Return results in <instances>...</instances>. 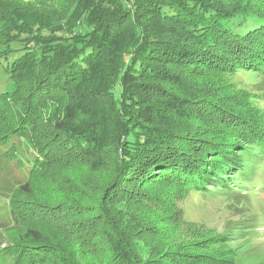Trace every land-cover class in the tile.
<instances>
[{
	"label": "trees",
	"instance_id": "obj_1",
	"mask_svg": "<svg viewBox=\"0 0 264 264\" xmlns=\"http://www.w3.org/2000/svg\"><path fill=\"white\" fill-rule=\"evenodd\" d=\"M151 1L159 5V18L173 26L188 29L191 33L188 36L198 38L199 42L196 45H181V54L166 58L161 52H153L165 49V46L157 47L147 36L141 47L119 52L123 71L115 99L118 101L128 96L125 103L132 108L131 120L138 126L127 124L126 131L122 133L118 122L124 124L122 120L128 122L130 118H123L122 114L117 116L115 148L112 147L104 159L100 153H90L84 146L74 143L68 130L70 122L77 120V106L70 102L77 100H71L75 91L69 87L66 92L64 87L67 99L63 102L58 101L57 94H61L63 85L67 86L70 80H75L76 75L88 72L87 67L94 58V44L105 47L106 43H100V39L119 37L121 21L124 18L134 20V9H141L145 3L134 7L133 0L132 3L130 0H107L104 12L96 16L98 19L95 20V10L90 9L86 23L81 25L58 23L48 26L49 23L36 19L25 29L12 31L14 39L28 32L46 36L52 40L48 46L52 49L46 60H42V50L37 49L24 51L15 57L7 73L15 85L17 98L0 93V168L6 171L7 165L14 164L21 176L15 179L16 183L13 182L9 196L2 198L8 205L4 214L11 228L19 231L20 236L25 230L23 236L34 244L13 250L9 247L0 249V264H48L43 250L35 246L43 242V237L38 236L36 228L27 225L25 215L14 209L12 202L20 196L41 197L37 193L42 192L45 186L42 183L54 189L60 202L59 208L68 207L73 211L82 205L90 206L84 209L85 216L83 213L69 215L76 222L71 221L67 226L55 223L53 233L45 232L55 241L57 238L59 243V246L46 248L51 249L49 256L53 263L50 264H76L72 260V247L62 245L64 235L61 227H64V234L72 242L74 251L77 248L83 256H92L90 253L96 247L105 251L100 258L90 260L89 264H168L172 256L169 260L167 257L173 249L168 246L161 251L158 245L148 241L142 242L154 254L148 259L142 258L143 253L139 252L134 238L141 237V227L153 222V219L150 212H135L132 203L137 204L139 200L149 198L153 190L157 192L158 187L166 186L186 190L188 194L192 192L211 197L219 191L213 189V185H220L222 194L233 191L230 184L242 190L255 187L256 192L264 191V183L254 179L250 171L253 164L264 159V126L259 130L261 134L257 136L261 139L258 140L249 136V127L239 129L230 123L227 127L229 131L238 137L239 132L247 136L229 148L227 156L230 160H225L222 167L214 169L210 163L205 165L200 162L202 156L194 158L192 154L189 157V153L193 151L196 154L200 145L190 149L195 141L201 143L205 142V137L208 138L210 129L197 125L199 121L204 122L208 118L210 124L219 121L218 125H221V122L224 124L226 119H231L217 109L218 105L200 103L201 109H197V98L193 97V92L185 96L184 100L188 99L185 103L176 102L173 105L169 102V105L162 106L149 101L146 104L137 103L128 94V90L142 87L144 77L157 75L153 68L165 61L164 58L173 63L186 64L187 61H202L203 58L199 57L215 54L208 60L217 64H233L235 68L259 69L260 73H264V23L256 22L259 20L255 16L259 13L258 9L250 0H148L147 4ZM24 25L23 20H17V26ZM200 46L203 54H200ZM157 90L160 91L159 88ZM52 106L62 109L66 118L60 122L54 116L43 115L44 109ZM214 138L215 144L221 140L217 135ZM23 142L29 148H24ZM93 160L96 161L92 166L90 162ZM92 178H96L97 182H92ZM86 190L92 191L90 197L81 196ZM70 200L79 202V206H68ZM236 233L234 236L252 234L251 231ZM223 238H227L225 234L217 237L220 240ZM77 260L81 262L79 257Z\"/></svg>",
	"mask_w": 264,
	"mask_h": 264
},
{
	"label": "rangeland",
	"instance_id": "obj_2",
	"mask_svg": "<svg viewBox=\"0 0 264 264\" xmlns=\"http://www.w3.org/2000/svg\"><path fill=\"white\" fill-rule=\"evenodd\" d=\"M106 1L0 0V93L9 98H17L15 85L7 73V68L15 57L20 56L24 51L37 49L42 50V60H46L49 50L52 49L48 47L52 40H48L46 36L45 38L34 32H28L14 39L11 37L13 30L21 31L20 28L25 29L36 19L49 23L48 26L58 23L81 25L86 23L90 9L95 10V20L98 19L99 17L96 16L104 12ZM130 1L132 3V0ZM133 1L134 7L138 3H145L141 9L137 7L134 9V20L124 18L121 21L119 37L115 36L111 40L107 37L100 39V43H106L105 47L103 44L96 45L92 42L95 51L93 62L87 67L88 72L84 75H76L77 78L70 80L67 86L63 85L61 94H57L58 101L63 102L67 99V94L63 93L64 87L66 92L69 87L75 91L77 96L74 95L71 100L75 98L77 100L70 102L77 106L75 110L77 120L70 122L68 130L73 135L74 143L84 146L90 153H100L103 159L115 144L117 116L122 114L123 118L126 116L130 118L128 122L122 120L124 124L118 122L122 133L126 131L124 129L127 124L133 123L134 127L138 126L131 120L132 108L125 103L128 96L118 101L115 99L118 95L116 87L123 71L119 52L133 51L134 48L141 47L147 36H149L148 40L157 47L165 46V49L153 52H161L166 58L179 55L181 45H196L199 42L198 38L188 36L191 35L188 29L173 26L159 18L157 3L151 1L147 4L148 0ZM250 2L259 12L255 15L259 20L255 21L264 23V0H250ZM128 5L132 8V5ZM19 19L23 20L25 24L23 27L17 26ZM128 23L130 26H127ZM62 49L66 50L64 47ZM199 49L202 51L200 54H203L201 46ZM253 49L256 51L257 47L254 46ZM214 56L215 54L199 57L203 58L202 61H187L186 64L173 63L174 61L164 58L165 61L159 62L153 68L157 71V75L144 77L142 87L128 90V94L131 99H136L137 103L146 104L149 101L162 106L169 102L173 105L176 102L185 103L188 100H184L185 96L193 92V97L197 98V101L195 100L197 109H201L200 103L209 105L212 102L218 105L217 109L232 120L226 119L227 121L224 124L221 122V125H218L219 121L210 124L211 122H207L208 118L207 121H199L197 125L209 128L211 131H208V138H204L205 142L195 141L194 147L190 148L193 150L200 145L196 154L193 151L189 153V157L192 154L194 158L202 156L200 160L202 164L210 163L216 169L222 167L225 160L227 162L230 160L227 156L229 148H232L236 142H242L245 139L242 137L247 136L239 132L238 137L233 131H229L227 127L230 123L239 129L249 127L251 129L249 136L261 139V136L257 135L261 134L259 130L264 126V73H260L259 69L235 68L233 64H217L208 60ZM64 60L63 58L62 63ZM158 88L160 91L157 90ZM191 114L194 115V112ZM43 115L54 116L60 122L67 116L56 106L44 109ZM214 135L221 138L217 144L214 142L217 138H214ZM23 145L24 148H29L24 142ZM95 161H91L90 164L93 166ZM6 168V171L0 168V249L9 247L13 250L15 247L34 244L23 236L25 230L20 236L19 231L11 228L12 225L6 220L4 212L8 209V205L4 204L2 198L9 196L10 191L13 190V182L21 177L14 164L7 165ZM250 171L254 179L264 183V159L253 164ZM92 182H97V179L92 178ZM75 183L79 185L78 180H75ZM42 184L45 185L42 187V192L37 193L41 197L33 199L29 196H20L14 198L12 202L14 209L25 215L27 225L36 228L38 236L43 237V242H38L35 246L43 250V257L50 264L53 263L49 256L51 249L46 248L59 246V243L57 238L55 241L50 235H45V232L53 233L55 223L67 226L71 221L76 222L69 215L83 213L84 209L90 206L87 204L79 206V202L70 200L68 206L80 208H74L73 211L68 210V207L59 208L60 202L57 200L56 192H53L54 189L51 185L47 187L46 184ZM230 185L233 191L228 194H222L220 185H213L212 188L219 191L212 197L192 192L188 194L186 190L174 186L158 187V191L153 190L149 198L139 200L137 204L132 203L135 212H150V218L153 219V222L141 227L142 236L134 238V242L138 243L139 252L143 253L142 258L148 259L154 254L147 244L143 243L148 241L158 245L161 251L168 246L173 249L167 257L169 260L168 258L172 256L168 264H264V191L256 192L255 187L247 186L242 190L233 184ZM236 189L239 191L235 192ZM91 192L86 190L81 196L90 197ZM83 215L85 216L86 213ZM61 228H63L61 233L63 232L64 235L61 240L62 245L65 248L72 247L74 263L89 264L90 260L104 255L105 251L101 247H96L95 251L90 253L92 256H83L77 248L74 251L72 242L66 238L67 234H64V227ZM237 231H251L252 234L234 236ZM223 234L227 238L217 239ZM224 240L226 242H223ZM78 257L81 262L77 260Z\"/></svg>",
	"mask_w": 264,
	"mask_h": 264
}]
</instances>
